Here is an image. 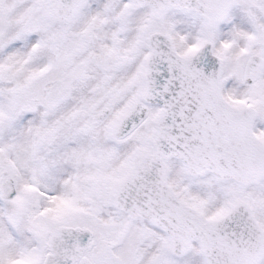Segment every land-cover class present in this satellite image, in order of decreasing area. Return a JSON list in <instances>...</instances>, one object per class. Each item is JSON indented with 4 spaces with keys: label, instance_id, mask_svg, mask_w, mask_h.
<instances>
[{
    "label": "snow or ice",
    "instance_id": "obj_1",
    "mask_svg": "<svg viewBox=\"0 0 264 264\" xmlns=\"http://www.w3.org/2000/svg\"><path fill=\"white\" fill-rule=\"evenodd\" d=\"M0 264H264V0H0Z\"/></svg>",
    "mask_w": 264,
    "mask_h": 264
}]
</instances>
